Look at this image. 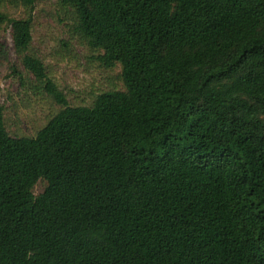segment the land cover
Returning <instances> with one entry per match:
<instances>
[{
  "label": "trees",
  "instance_id": "16d2710c",
  "mask_svg": "<svg viewBox=\"0 0 264 264\" xmlns=\"http://www.w3.org/2000/svg\"><path fill=\"white\" fill-rule=\"evenodd\" d=\"M35 2L0 0V31L60 108L12 136L0 106V264H264V0H57L123 85L77 106Z\"/></svg>",
  "mask_w": 264,
  "mask_h": 264
},
{
  "label": "rangeland",
  "instance_id": "374dc122",
  "mask_svg": "<svg viewBox=\"0 0 264 264\" xmlns=\"http://www.w3.org/2000/svg\"><path fill=\"white\" fill-rule=\"evenodd\" d=\"M12 17L24 15L21 8H8ZM32 47L46 66L48 76L56 83L71 106L89 105L94 94L108 89H123L119 67L106 69L91 57L86 47L72 36L57 0H36L32 12ZM64 41L68 45L63 44ZM0 106L6 129L12 136H32L60 106L31 78L21 84L13 67L21 70L13 51L9 27L0 31ZM44 181L34 187L40 193Z\"/></svg>",
  "mask_w": 264,
  "mask_h": 264
}]
</instances>
